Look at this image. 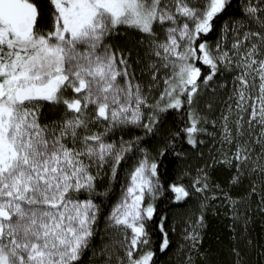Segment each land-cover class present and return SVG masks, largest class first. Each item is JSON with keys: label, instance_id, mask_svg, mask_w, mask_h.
Here are the masks:
<instances>
[{"label": "snow or ice", "instance_id": "1", "mask_svg": "<svg viewBox=\"0 0 264 264\" xmlns=\"http://www.w3.org/2000/svg\"><path fill=\"white\" fill-rule=\"evenodd\" d=\"M213 225L264 264V0H0V264H222Z\"/></svg>", "mask_w": 264, "mask_h": 264}, {"label": "trees", "instance_id": "2", "mask_svg": "<svg viewBox=\"0 0 264 264\" xmlns=\"http://www.w3.org/2000/svg\"><path fill=\"white\" fill-rule=\"evenodd\" d=\"M224 21H220V23H223ZM117 192L119 190V185L117 184L116 186ZM176 211H180L177 209ZM102 219V218H101ZM256 221V226H259V217L255 218ZM100 227H103V223H101ZM226 233L221 232L218 229H216V226L213 225L212 229H209L205 236H204V247H213L215 249L214 251V256L218 262H222V264H228V261L234 260L233 257H230L228 255V249H227V240L224 239ZM220 237L218 240L217 237ZM99 241V237L96 238L95 242ZM176 243L175 241L173 242V248H176ZM170 260H174V257L168 255L167 253L163 256L159 257L158 264H169Z\"/></svg>", "mask_w": 264, "mask_h": 264}]
</instances>
